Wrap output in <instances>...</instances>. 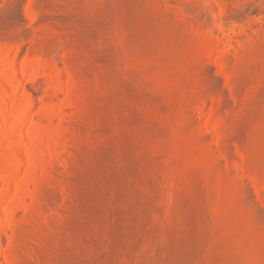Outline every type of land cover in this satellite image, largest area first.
<instances>
[{
    "label": "bare ground",
    "instance_id": "obj_1",
    "mask_svg": "<svg viewBox=\"0 0 264 264\" xmlns=\"http://www.w3.org/2000/svg\"><path fill=\"white\" fill-rule=\"evenodd\" d=\"M213 1L214 0L209 2V0H204V9H199L193 14H191L192 10L194 9L193 7L192 10L191 8L188 9V12L185 10L187 14H183L184 16L183 18L181 17L182 19L179 18V20L181 19L182 21H179L177 19L178 21H176L179 22V24H177V22L175 21H170V18L167 20V12H162L164 10L162 6V11L161 9V12L158 11L159 8L153 5H156V3H154L155 1L153 0H30L31 3L27 6L25 12L26 17L28 19L32 21H41L42 24L48 23L49 25H51V28L53 27V29L57 28L58 31L55 32L52 29V33H58V36L66 35L69 42H71L76 48L77 52L75 50L73 52L77 53V56L79 55V59H81L80 56H82L81 60L85 59L86 56H89L86 58H92L94 64L99 67V71L102 70L103 75L105 77H108V75H112V78H110V76V79L108 80L101 74V76L105 78L106 92L104 91L105 94H103V98L100 99L101 102L98 108L100 115H98L100 119L99 123L101 122V125L105 124L104 126L102 125L103 127H99V129H101L102 132L105 130L104 133L106 132L105 134H108L106 135L107 138L104 140V134L101 135L104 136V138H95V141L92 140L95 142L92 143L93 149H89L90 151L86 152L87 159L86 157L84 159L85 162L88 163H86L85 166V163H83L82 168H84L80 171L81 174L78 172L80 175H78L77 181L75 183V188H77L78 191V193L76 192L78 199H76V202L78 201V203L75 204L77 205L75 207L76 211H74L75 209H73V212H76L78 214L77 215L75 213L76 216H78L77 218H79V221L77 219L76 220L79 222L80 229L82 230L83 235L81 234L80 230H77L79 232L77 233V235L81 234L80 238H82V240L81 242H76L75 240L74 241L77 243L75 244L77 246L78 243L81 244L79 248H76L70 244V246L74 248L68 250L70 248L69 246L67 251L66 248L65 251L63 249L64 252H59V254H61L60 257L57 255L58 253L54 254L53 258L58 256L59 259L54 258L53 260L58 259V262H56L55 260L53 261V263L56 262L58 264H133L132 261L135 258L137 247L142 239L149 240L152 243L153 249L155 251L159 250L161 255L165 254L164 257L161 258L164 264H201V262H204L206 258L208 261L209 258L212 260V263L209 261L211 264H251L255 257V260L258 259V262L261 263V260L258 258V256H254L255 249L254 251L251 249L253 252L249 251L250 247H252L250 245L249 250L248 248L244 249L246 246L248 247V244H246L247 242L245 243V246L242 243L243 239L241 241L237 239V235H239V239L242 235L237 234L239 230L237 232L233 230L237 226V220L232 219L233 221H231L230 219V221H227L228 226H233L232 229L230 227L228 228L227 225V227L223 225L225 224L224 221L226 222L229 217L225 218L226 220H223V218H220L217 214V217H215V215H212L214 214V212L209 214V212L205 210L204 207V213H206V211L207 213L205 215L202 212V214L205 216L202 215V217L200 218L195 214V211L198 210L197 207L201 206L202 209V205H200L199 201L200 199L197 198L199 190L202 188H200L201 183L199 184V182L197 181L198 178H195L197 176H194L192 172L191 176H193L192 178L190 177V179L188 178V176L184 175V179L187 177V183L186 180L183 179L186 183V186H184L185 183H182L183 185H181V189L186 191L185 196H187L186 198H188L184 201L186 203H183L184 205L182 204L183 211H181L182 209L178 210V214L175 215V217L172 216L173 219H177L178 217L180 218V216H182L180 215L181 211V214L183 213V219L182 217L181 219L178 218V223L175 221L176 219L173 220L172 218H170L172 219L170 220V222L172 221L171 223L175 224H171L169 222V224L172 226L169 225V228H167L166 230L164 244L157 247L156 237L159 228L156 227V224L153 222V217L158 212L159 206L157 207V204L159 202L158 200L160 199V191L158 190V187L160 188V186H155V184L152 185V182L154 180H157V182H155L158 184L159 179H156L154 177L156 174L154 172L157 168L153 165L154 157L151 158L147 151L144 152L143 143H145V147H150V143L148 144V142L154 141H152V139L150 138L152 136L154 137V135L150 137L145 136L148 135V133H151V129H153L152 127H154V124H152L155 121L154 120L152 122L154 114L151 111V109L153 108L151 106L153 104L159 107V109L160 107L163 108L162 112L164 113L166 110V113H168L169 116L168 118H170L169 122L172 119L171 117L175 116V114V117H177V114L181 113L182 115L183 113L184 115V113H188L189 110L186 108L187 102H185L186 104L183 103L185 100L188 99V105L190 104L189 101L192 103V105L194 104L195 101L192 102L190 98H188V95H186L187 93H182V91H185L183 89L186 85L185 78L187 74L188 80H190L189 74L193 75V77L191 75V78L197 77L196 80L194 79V82H196L194 84L198 87V91H201L199 92L200 97H196V100H198L197 98H199V100L197 101V103L199 102V109L197 108L198 110L196 111V113L202 114V108L205 106L207 107V103L209 102L211 105L215 104L214 108L217 106V111L212 108L213 106H208L211 107L210 109H208L209 112L211 111V109H213L216 114H220L222 116L224 115V117H226V119L223 117L224 121L226 120L225 123L223 120L222 121L225 124V130L228 128L229 130H226L227 134L224 132L226 134L224 135V141H221L219 145L223 144L221 148H223L228 154L230 153L232 155L233 164L235 168L237 167L238 169L240 167V171L242 172L241 176L246 175L248 179L250 178V181L256 182L255 184H258L257 182L264 180V26L262 25L261 27L260 25L261 28L258 27L260 28L258 29L259 31L255 28L257 32L253 30V33L255 31L254 34L257 35V37L253 36V38L250 33L248 34L247 32L248 27L250 28V26L253 25L252 20L254 19H251L252 15H249L250 18L248 17V21L246 22V24L243 22L244 24L241 23L240 25L236 22L237 25H234L233 23V26L231 25L233 27L231 32L226 27L224 20L225 17H227L228 15L231 16L235 10L232 11L229 9V11L228 7L225 5L227 8L224 7L225 9H222L223 11H220V15H217L216 13H214V8H218V5L219 7H222L223 2L219 3L215 0L216 2H214L217 5L215 4V7H213ZM245 1L247 0H242L241 2L239 1L240 4H235L237 6L236 9H239L242 6V3ZM260 1L264 7V0ZM185 4L186 3L184 1V5ZM182 8L184 7L182 6ZM231 8L235 9L234 6ZM260 9H262V7H260ZM165 10L167 11V9ZM205 10H208V13L209 11L211 12L212 15H210V18H212L211 20L213 21V26L209 24L210 21H201V17L199 19V16L201 15L202 11ZM12 12V15H9L8 13L6 16L3 15V17L0 18V46H7L10 49H13V46L18 44V40H20V38L25 35L22 26L20 27L19 25L20 22H18V17H15L16 15H14ZM257 15L256 16L258 18L253 15V17H255L254 20H257L258 22L264 24V12L263 14L258 13ZM255 23L257 22H254V24ZM251 28H253V26ZM46 29H48V27ZM50 30L51 29H48L47 32H49ZM216 30L219 32V34L215 33ZM196 31L198 33H200V31H203V37H201L203 38L202 44L205 48V54L204 52L203 54H196L195 52L192 53L194 47L191 45L193 44V40H191V37L193 36L192 33H195ZM229 33L237 35L240 34V36L245 33L247 35L246 37L250 38V42H248L247 44H241L240 41V44H238L239 42H237L236 44H232L229 40V37L232 34L230 35ZM48 34H50V36L52 35L53 37L51 31ZM199 35H201V33ZM48 43L47 47H51L50 43L49 45ZM237 44L239 45V48L235 46ZM220 45H222V48H220ZM78 52H80V54H78ZM189 52L194 55L196 54V58H199L200 56L201 60L203 59V56L205 61L206 57L208 58L207 64L209 65L208 67L204 68L205 70L209 68V66L211 67V64L212 66H214L215 64V66H220L217 63L213 64L212 62H210V59H212L211 57H213L214 53L218 52L216 53L218 57L220 56L219 54H221V56H224V58H222L223 56L219 57V59H223L224 62L223 60L222 62H220L221 60L219 59L218 62L222 63L223 65L226 64L225 70L227 71H225L226 73L224 72V75L226 76H224L223 74L222 75L225 78L227 77L226 81H229L224 84L226 86V89L224 90H226V92L228 91L229 98L224 97V90L220 88L218 80L214 78L215 76H213L214 79H211L212 75L210 76L209 74V77L208 75H206L207 73L204 74V71V75H202V73L200 74V72H202V68L200 67H202V64L205 61L202 60L203 63L199 61V63L193 64L196 63L194 62L196 59L195 56L192 57L193 55L191 56V53ZM199 52H201V49ZM161 54L164 55L167 60H169L172 66L174 64L173 67H175V71L178 70L180 73H178L179 75L176 81L174 80L173 82V80H171V84L173 85V87L169 85L170 82H166L167 79L164 78L165 76L163 77L164 81H160L162 77L159 79V84L155 83L157 81H154L148 76V73L150 71L149 68L152 67L150 66V62H152L153 60H151V58H153L154 56L158 58L159 56L161 57V62H163L164 57H162ZM201 55L203 56L201 57ZM189 56H191V59ZM5 59L6 54L0 50V126L5 124L8 118L15 115L14 113H16V110L19 109L20 103L22 105L21 107H23V110L19 114V116H14L15 121H13L12 124L9 123L11 126L8 128L5 125L8 128L5 134H10L23 130V121L28 117L34 105L31 97L32 95L31 93H28L21 97L22 102L21 100L19 102L15 101L12 105H10V112H12L8 115V112H6L7 108L9 107L8 100L12 98L13 92L15 90L14 88L16 87L19 78H23L29 73V71L35 70V64H32V61H25V63L22 64V68H20V71H16L14 69L18 66V62L14 60L8 63L5 62ZM139 59H141V62ZM187 61H192L193 63L191 62V64H189V62ZM205 63L203 67H205ZM222 64L221 66H223ZM221 68H224V66ZM219 70L220 69H218V71ZM223 70L221 69V72H223ZM109 72L112 73L109 74ZM184 72H187V74H184ZM221 72H218L219 76L224 78L222 75H220ZM173 73L177 75L175 72ZM205 75L206 77H208L209 80L204 77ZM183 76H185V78ZM198 76H201L199 77L200 79H198ZM201 78H206V80L204 79L206 82L203 79L201 80ZM2 84H5V88L9 90V92H7L6 94L2 92ZM155 84H158L159 88L157 89H160L158 92L162 91V94L160 93L162 96L158 92V95H152L151 90L154 88ZM224 85L222 86L223 88ZM187 87L188 85L186 86V88ZM175 92L177 93V95ZM159 95L160 97H162V99L159 97ZM196 106H194L192 110H194ZM178 118L181 117L178 116ZM164 120L165 119L162 120L163 123H166ZM158 121L159 120H157V122ZM174 121H176V118ZM169 122L166 124L169 125ZM161 124L159 125L160 127L162 126ZM227 126L228 128H226ZM40 127L41 125H39L38 123H33L29 127L30 136L28 135V138H33L35 133L38 132V130L40 129ZM163 127H165V125H163ZM165 128H162V130ZM211 128L212 126L210 127V129ZM170 131L172 133L173 130ZM220 131L218 133H220ZM161 133L164 134L165 132L163 131ZM161 133H159L160 136L162 135ZM218 133L217 137L219 138L220 135ZM98 135L100 136V134ZM6 136L7 135H2L0 137V144L2 143V141L5 142L7 138ZM168 136L166 134V138H168ZM25 138L27 139V137ZM19 139H21V141H19ZM19 139L17 140L18 142L14 145V147H11L12 149H10V147H7L9 149L3 150L2 152L4 153L0 155V172L2 174L1 179H4L7 182V184L2 190V196L5 197L6 195L8 196V193L11 191V189L15 190L16 187H11V181L15 177L17 178L19 173H21L20 171L23 170V165L26 161L25 159H23L24 157L22 155L24 152V142L22 141V138ZM26 139H23L25 143L29 140ZM149 139H151V141H147ZM36 141L34 143H36ZM30 146L32 147V145ZM38 147L42 148L43 146H40V144L38 146L34 145L31 154H29V157H25L28 160L26 162L29 163L26 165H30L31 163L32 164L29 168H27L28 166L26 167L25 165L27 175L23 177L24 180L27 178L30 179L33 170L37 168L36 165H34L35 162L33 163L32 160H34V156H37V152L42 151H39ZM151 149H153V147ZM220 149L218 148L217 150L220 152ZM223 149H221V152ZM152 151L153 150H151V152ZM10 166L14 167V169L10 168ZM234 166L232 165V167ZM8 167L12 170L10 174L8 173L10 170L5 171V169ZM194 178L196 181L194 180ZM206 180L204 181L205 183ZM150 181L152 182L150 183ZM9 182L11 185H9ZM206 185L204 184V186ZM254 185L252 184L251 187H253ZM255 186L254 190L258 189L259 191V188L262 189V185L259 186V188L257 189ZM210 188L211 187H209L208 190H211ZM157 190L159 193L157 192ZM182 190L180 192H182ZM206 190L207 188L205 187L204 191H202L205 193L206 196L208 194L210 196L211 193H209V191L207 192ZM23 192V185L19 186L16 189V194L19 195L21 199H23ZM200 193L202 192L200 191ZM14 197L15 196L13 195V198ZM16 200H18V198H16ZM259 201L261 202V199ZM22 203L23 201L19 204ZM195 206L197 210L195 209ZM10 207L11 205H8V208ZM19 207L22 206L20 205ZM6 209L4 211H1L2 209L0 208V212H2L0 213L1 216L2 214L4 216H8V212ZM205 217H209V219L207 218L208 220L203 221L202 218L205 219ZM218 217L223 220H221L223 224L220 222L219 219H217ZM210 218L212 219L211 223L209 221ZM217 221L220 222L223 228H226H222L223 230H220L219 227L218 229L216 227V223L218 224ZM204 222H206V224ZM229 222L233 223L230 224ZM2 224L3 223H1V226ZM174 225L176 227H174ZM8 227L6 226L4 229ZM239 229L241 230V228ZM224 230H228V232L234 231V234L236 232L235 235L237 237L234 236L235 239H232L233 234H230L231 232H227V234H230L232 238L227 237L229 235L226 234V236L223 232ZM240 232L241 231H239V233ZM204 235V240L207 239L206 235H209L208 238L210 239V236H212L213 240H209L210 242H207L208 240L204 241L202 239V237L204 238ZM71 236H73V234ZM71 236L70 239H72ZM225 236L227 239L225 238ZM229 238L232 240L237 239L238 241H235L234 245L232 243V246H229L228 243L232 242V240H229ZM226 240H229V242L226 243ZM201 242L204 248L205 246L206 248H209L208 250L205 248L207 251H209V254H211L210 247H212V245H208L213 242V249L211 250L212 254L209 256V258L207 256L209 254L200 245ZM207 243L209 244L204 245ZM256 246L257 245H255L254 247ZM64 247H67V244L66 246L64 245L63 248ZM55 248L54 253L57 250V247ZM61 248H58V250H61ZM241 249H244L248 253L244 252V250ZM250 252L251 254L253 253L252 256L250 255L251 258L253 257V260L249 258L250 260H252L249 262V260L246 258V255H248ZM260 255L262 256V254ZM255 260L253 264L255 262L257 264V261ZM142 264L151 263L150 260L146 259ZM202 264H206V262ZM207 264L209 263L207 262Z\"/></svg>",
    "mask_w": 264,
    "mask_h": 264
},
{
    "label": "rangeland",
    "instance_id": "obj_2",
    "mask_svg": "<svg viewBox=\"0 0 264 264\" xmlns=\"http://www.w3.org/2000/svg\"><path fill=\"white\" fill-rule=\"evenodd\" d=\"M153 1H155L154 3H156L157 0H153ZM184 1L186 3L185 5H184ZM184 1L183 0H181V1L180 0H158L156 5L155 4H153V5L157 6V8H159V10H158L155 7L158 11H160V9L162 11V7H163L164 10L162 12H164V13L167 12V14H168L167 20L170 18L171 19L170 21H173V22L174 21L177 22L179 20V18H181V17L183 18V16H184L183 14H185L188 9L191 8V10H192V7H193L194 9L192 10V13L190 10V13L193 14V13H195V11L197 12V10H199V9H204V6H205L204 0H193V1L192 0H184ZM211 1L209 0V2H211ZM214 1L212 2L213 7H215L216 1H218L219 3L223 2V5L220 4V5H222V7H219V5H218V8L217 7H215L216 9L214 8V13H216L217 15H220V13H221L220 11H223L222 9H225L227 7H228V10L229 9L232 11L235 10L231 16L228 15L227 17H225V20H224L226 27L231 32L233 29V27H232L233 23H234V25L236 24V22L239 23L240 25H241V23L246 24V22L248 21L247 20L248 17L250 18L249 15H252L251 19H253V18L255 19V17L258 16L257 15L258 13L263 14V12H264V11H261V10H264V7L261 4L260 0H247V1L242 3V6L239 9L238 8L236 9L237 6L235 4H237V3L240 4L239 1L241 2L242 0H216L215 2ZM30 3H31L30 0H19V1L18 0H0V18H2L3 15L6 16L8 13H9V15H12L11 12L13 11L12 13L14 15H16L15 17H18L17 18L19 20L18 22H20L19 25H20V27L22 26V28L24 30V34H25L20 38V40H18V44H17L18 46L14 45L15 47L13 46V49L12 48L10 49L7 46H6L7 47L6 48L3 45L0 46V50L6 54L5 62L10 63V62L16 60L18 62V66L15 67V69H14L16 71H20V68H22V64L25 63V61H27V62L32 61L33 63L32 62L31 63L35 64V66H34L35 70L29 71V73L27 75H25L23 78L22 77L19 78V81H18L19 83L17 82L16 87L14 88L15 90L13 92L12 98H10L8 100L9 107L7 108L6 112H8V115L11 114L12 111L10 112V109H11L10 105H12L15 101L19 102L21 100V102H22L21 97L28 94V93H31V95H32L31 97H32L33 105H34L33 109L31 110L28 117L23 121V130H20L19 132L17 131L14 133H10V134H5L6 130L11 126L9 123L12 124L13 121H15L14 116L18 117L19 114L22 112L23 107H21L22 106L21 103L19 104V109L16 110V113H14L15 115L8 118L7 122L2 125L3 127L0 126V133H1L0 135L1 136L7 135L5 142L2 141L3 144L2 143L0 144V152H1L0 155H2V153H4V152H2L3 150L9 149L7 147H10V149H12L14 147V145L18 142L17 140L19 138H22V141L24 142V150H23L24 152L22 154L24 158L23 157L22 158L25 159L26 161H28L26 158H28L29 154H31V151H32L34 145L38 146L40 144V146L41 145L43 146L42 147L43 149L38 147V150L39 151L42 150V151L37 152L36 153L37 156H34V158H33L34 160H32L33 163L35 162L34 165H36L37 168L35 170H33V173L30 176L31 178L30 179L27 178L25 180L23 179V177L27 175L26 167L28 166L27 168H29L30 165L32 164L31 163L30 165H26L29 163H27L24 160L25 164L23 165V170L20 171L21 173H19L17 178L15 177L11 181L12 185L9 182V185H11L12 188H15V187L16 188H15V190L11 189V191L9 192L10 194L8 193V196L6 195V197L2 196V190H3L4 186L7 184V182L4 179H1L2 174L0 172V196H1L0 197V199H1L0 200V208L2 209L1 211H4L7 208L6 210L8 212V216H6V215L4 216L2 214V216H3L2 217L0 214V217H1V219H0V233H1L0 234L1 235V237H0L1 238L0 239V264H46L47 262H48L47 264H58L56 262H58V259H59L58 256L60 257V255H61V254H59L60 251H61V253L64 252L65 248L67 251L70 244L76 248L77 247L79 248L81 243H78V246L75 244H77L76 242H81L82 238H80V237H81V234L83 235V232L80 229V225L78 222L79 218H77L78 216H76L77 213L73 212V209H75V207L77 206L75 204L78 203V201L76 202V199H77L76 192L78 193V191H77V188H75V183L77 181L78 175L81 174L80 171L84 168V167L82 168L83 163H85L84 166L86 165V163H88V162H85V160H84L86 157V152L90 151L89 149H93L92 143L97 138H102V137L104 138V136H101V135H104L106 133V132L104 133L105 130L102 132L101 129H99V127H103L105 124L104 125L102 124L103 125L102 126L101 122L99 123L100 119L98 117V115H99L98 108H99V104L101 102L100 99L103 98V94H105V92H106L105 91V87H106L105 86L106 85L105 84L106 83L105 78L109 80L110 78H112V75L107 74L108 77H105L103 75L102 70L100 69L101 71H99V67L96 66V64H94L92 58H86V57H89V56H86V53H85V56H86L85 59L81 60L82 56H80L81 59H79V55L77 56L76 55L77 53L73 52L74 50L76 51V48L73 46V44L71 42H69L66 35L58 36V33L57 34L52 33L53 30L55 32H57L58 31L57 28L53 29V27L51 28L50 27L51 25H49L48 23L42 24L41 21L40 22L36 21V20L32 21V20L28 19L26 17L25 12H26L27 6ZM260 4H261V6H260ZM182 6L184 8H182ZM233 6L235 7V9L231 8ZM13 7H14V9H13ZM260 7H262V9H260ZM165 9H167V11ZM176 9H178V10H176ZM207 11L208 10L202 11L201 15L199 16V19L201 17V19H200L201 21L202 20H205L208 22L210 21L209 24L213 26V24H212L213 21L211 20L212 18H210L211 17L210 15H212V14L210 11H209L210 14ZM218 12H219V14H218ZM253 15L255 17H253ZM251 19H250V21H251ZM254 19L252 20L253 25L251 24L253 26V28H251L252 26H250V28L248 27L247 32H248V34L250 33V35L252 37L253 36L257 37V35L254 34L255 31L257 32V30L260 29L262 27V25L264 26V24L261 22H258L257 20H254ZM254 22H257V23L254 24ZM177 24H179V22H177ZM260 25H261V27H260ZM47 27H48V29H51L50 31H51V34H53V37H52V35L50 36V34H48L50 31L47 32V30H48V29H46ZM188 27H190V26H188ZM258 27H260V28H258ZM35 28H36V30H35ZM255 28L257 30H255ZM253 30H255L254 33H253ZM245 31H246V28H245ZM202 32L200 31L201 35H199L200 33H198L197 31L195 33L194 32L192 33L193 36L191 35L193 37V39L191 37V40H193V44H191V45L194 47V48L192 47L193 50L191 49L192 53L195 52L196 54H199V53L203 54V52H204V54H205V48L202 44V39H203L202 38L203 37ZM215 33L219 34V32L217 30ZM229 34L231 35L232 33H229ZM233 35H235V36H233ZM236 35L237 34H232L231 35L232 37L231 36L229 37V40L232 44H236L237 42H239L238 44H240V41H241V44L242 43L247 44L248 42H250L249 41L250 38H247L246 37L247 35L245 33L242 34L241 36H240V34H238L237 36ZM48 37H50V38H48ZM46 38H48V39H46ZM244 39H246L247 41ZM45 41H46V43H45ZM51 41L52 42L54 41L53 42L54 44ZM48 42L50 43L51 47L50 46L47 47ZM49 43H48V45H49ZM42 44L44 46L46 44V46L44 47ZM238 44L235 45L237 48H239ZM220 46H221L220 48H222V45H220ZM17 47H19V48H17ZM2 48H3V50H2ZM44 48L46 49V51ZM200 49H201L202 53L199 52ZM202 49H204V50H202ZM48 51H50V52H48ZM83 53H84V51H83ZM189 53H191V52H189ZM192 53L190 55L191 56L193 55L192 57H194L196 54L194 55ZM216 53H218V52H216ZM216 53H214L213 57H211L212 59H210V62H212L213 64L217 63L221 66L222 63H219L218 61L221 60L220 62H222L223 59H219V57H222L223 55L221 56V54H219L220 56L218 57V55ZM78 54H80V52H78ZM162 54H161V56L164 57V55H162ZM191 56H189L190 59H191ZM202 56L203 55H201V57ZM158 58H160V59H158ZM158 58H156V56L151 58V60L153 59L156 63L153 60H152V62H150L151 63L150 66H152V67L149 68L150 71L148 73V76L151 79H153L154 81H157L155 83H158V84L160 81H164V78H165V79H167L166 82L167 83L170 82L169 85L173 87V85L171 84V80H173V82H174V80L175 81L177 80L178 75L180 74L179 71L178 70L175 71L176 69H175V67H173L174 64L172 66V64L169 62V60H167V58L164 57L163 62H161L162 61L161 57L158 56ZM222 58H224V56ZM86 59H88V60H86ZM89 59H91V60H89ZM157 59L160 61H158ZM195 59H194L195 60L194 62H196V63H193L192 62L193 60L191 61L193 64H197V63H199V61L202 62V60L205 61L204 56H203L202 60L200 59V56H199V58L198 57L196 58V56H195ZM198 59H200V60H198ZM207 59L208 58L206 57V61H205L206 63L204 62L205 67H203L204 63L202 62L203 63L202 67H200V68H202V72H200V74L202 73V75H204L207 73L206 75H208V76L210 74V76L212 75L211 79L213 78V76H215L214 78H216L218 80V84H219L220 88L223 90L226 89L225 88L226 86L224 84L229 82V81H226L227 77L226 78L224 77V76H226V75H224V72L227 71V70H225L226 64L225 65L222 64L224 66V68H221L223 66H221V67L218 65L215 66L216 64L214 66H212V64H211V67L209 66V68L206 69L209 71L208 72L204 69V68L208 67V65H209V64H207ZM84 60H86V61H84ZM139 60L141 62V59H139ZM92 62H93V64H92ZM140 62H139V65H140ZM159 62H160V64H159ZM187 62H189V64H191L190 61H187ZM223 62H224V60H223ZM154 64H155V66H154ZM218 69H220V70L218 71ZM221 69L222 70L224 69L223 72H221ZM203 71H204V74H203ZM94 72H96V73H94ZM173 72H175L177 75H175ZM218 72H221L220 75L223 74L224 76L223 75L222 76L225 79L220 77ZM110 73H112V72H109V74ZM185 73L187 74V72H184V74ZM101 74L105 78L103 76H101ZM154 75L156 76V78ZM187 75H186L187 80H186L185 76H183L185 78L186 85H185V88L183 89L185 91L184 92L182 91V93H187L186 95H188V98H190V100L192 102L195 101L193 105L194 106L197 105V106L195 107L194 110H192L194 108L192 103L189 101V103L191 104V106H190V104L188 105V99L185 100L183 103L187 102V104L186 103L185 104H186V108L189 110L188 113H184V115H183V113H182V115H181V113L177 114V117H175L176 116V114H175V116L171 117L172 119L169 122L170 118H168L169 116H168V113H166V110L164 113V112H162L163 108L160 107V109H162V110H160L159 107H157L155 104H153L151 106V107H153L152 108L153 110L151 109V111L153 112V114H154L153 116L155 118L154 117L152 118L153 119L152 122L154 120L155 121H154V123H152V122L151 123L154 124V127H152L153 129L156 127L157 128L154 130L151 129V133H148V135H145V136L150 137V136L154 135V137L153 136L150 137L152 139V141L153 140L154 141L148 142V144L150 143L149 144L150 147L146 146L147 148L145 147V143H143L144 144L143 146L145 147V148L143 147L144 152L147 151V153L150 155L151 158L154 157L153 158V160H154L153 165H154V167L157 168V169H155L154 173H156V174L154 177L156 179H159L158 184H160V185H158L156 183L157 180H154L153 182L150 181V183L152 182V185L155 184V186H160V188L158 187V190L160 191V193L157 190V192L160 194L159 195L160 199L158 200L159 202L157 204V207L159 206L158 212L153 217V222L156 224V227L159 228L158 233H157V237H156L157 238L156 239L157 247L164 244L165 234H166L167 228H169L168 226L170 225L169 224L170 220H172L173 217H175V215L178 214V212H179L178 210L182 209V204L183 203L185 204L186 202H184V201L186 199H188V198H186L187 196H185L186 191L181 189V185H183L182 183H185L184 180H186V183H187V177L184 179V175L188 176V178L190 179V177L192 178V176H193V175L191 176V172H192V174H194V176L195 175L197 176L195 178L199 179V180L197 179V181L199 182V184L201 183V186H204V184L205 185L207 184L204 187L200 186V188H202V189L199 190V193H200V191L203 193V196H202V193H200V196L203 199L200 198L199 193L197 195V198L200 199L199 201H200V205H202V209L200 206V207H197V209H198L197 210L196 206H195V209L197 210V211H195V214L201 218L203 215L202 212L204 213L205 212L204 209H205L209 212V214L214 212V214H212V215H215V217H217V215H218L220 218H223V220H226L225 218L229 217V219H227L226 222L230 221V219H231V221L237 220V223L235 222L237 224V226H236V228L234 227L235 229H233L232 228L233 226L230 227L227 225L228 222L226 223L224 221L225 224H223V222H221L222 219H220L219 217L217 218L220 220V222L223 225H225V226L227 225L228 228L230 227L233 230H235L236 232L238 230L241 231L240 233H239V231L237 233V234L243 235V236L242 235L240 236L241 237L240 239H239V235H237L238 237L235 235L236 232L234 234V231H232L233 233L231 231H229V232H231L230 234H233L232 235L233 238L231 237L230 234H227L228 230L227 231L224 230L223 232L225 235L226 234L229 235V236L226 235L227 237H231L232 239H235L234 236H236L237 239L240 241L243 239L242 243L245 246H246V244H248V247L247 246L245 247L243 245L245 247L244 249L248 248V250H249L250 246L254 247L255 245H257L254 248L250 247L249 251L253 252L255 249V253H254L255 255L254 256H258V258L261 260V263L264 264V255H263L264 254V192H262V191H264V180L257 182L259 185L255 184L256 182L250 181V178L248 179V177L246 175L241 176L242 172L240 171V167L238 169H237V167L235 168V166L233 164L232 155L230 153L228 154L223 148H221V146L223 144L219 145L221 143V141H224V137H225L224 135H226L227 134L226 132L229 130L228 126L226 127V128H228V129H226L227 131L224 128L225 127L224 123L226 121V120L224 121V119H223L224 115L222 116L220 114H216V112L214 110L217 111V108H216L217 106L214 108L215 104L211 105L209 102L207 103V107L205 106L202 108V111H203L202 114L196 113V111L199 109V102L197 103L199 98H197L198 100H196V97L197 96L200 97L199 92H201V91H198V87L194 84V83H196V82H194V79L196 80L197 77L194 76L195 78H191L192 74H189L190 80H188ZM206 75L204 77H206ZM161 77L162 78L164 77L163 80ZM192 77H193V75H192ZM199 77H201V76H198V79H200ZM160 78H161V80L159 81ZM206 78L208 79V77H206ZM206 78H201V80L202 79L206 80ZM158 84L157 85L155 84V86L153 88L154 90L153 89L151 90L152 95H156L157 92L160 90V89H157V88H159ZM187 85H188V87L186 88ZM223 85H224V88L222 87ZM5 87H6V85L2 84L1 89H2V92L4 94L9 92V90H7ZM174 87H176V86H174ZM4 89H6L7 91ZM195 90H196V93H195ZM192 91H193V93H192ZM158 93L162 94V91H160ZM182 93H179V94H182ZM226 93H227V96H226ZM191 94H193V95H191ZM194 94H196V95H194ZM224 94H225L224 97L229 98L228 91L226 92V90H224ZM160 95H159V97H160ZM176 95H177V93H176ZM185 97H187V96H185ZM193 97L195 98V100ZM160 98L162 99V97H160ZM228 98H226V99H228ZM185 104H184V107H185ZM208 106H211V107L213 106L212 108H214V110L211 109V111L209 112L208 109H210L211 107H208ZM154 110H156L157 112ZM194 114H196V115H194ZM178 116L181 118H178ZM215 116H217V117H215ZM174 117L176 118V121H174L175 120ZM224 118L226 119V117H224ZM163 119H165L164 121L166 123L169 122V125H167L166 123H163V121H162ZM157 120H159L160 122L159 121L157 122ZM222 120L224 121V123ZM33 123H38L39 125H41L38 132L35 133L36 136L34 135V137L31 138V139H34L35 141L37 140L36 143H34L35 142L34 140H31L30 138H28L30 136L29 127ZM160 124L162 125L161 127L159 126ZM171 124L173 127L171 126ZM223 124H224V126H223ZM155 125H156V127H155ZM163 125H165V127L166 128L168 127V128L166 129L165 127H163ZM211 126H212V128H211L212 130L210 129ZM217 126L219 127V129L221 131L218 129ZM183 127H184V129H183ZM162 128H165L166 130L165 129L162 130ZM168 129H169V131H168ZM155 130L157 131V133ZM170 130H173L172 133ZM218 130L220 131V133H218L219 132ZM3 131H5V132H3ZM160 131L161 132L164 131L165 133L162 134ZM152 132H153V134H152ZM169 132L171 133V135ZM159 133H161L162 135L160 136ZM217 133L222 137L219 136V138H218ZM98 134H100L101 137ZM166 134H167V136L169 135L168 138H166ZM8 135H9V137H8ZM10 135H12V136H10ZM39 135H42V136H39ZM106 135H108V134H105L104 140L107 138ZM25 137H27V139H29L30 141L28 140L25 143V141L23 140V139H26ZM161 137H163L164 139ZM151 139H149L147 141H151ZM92 140H94V141H92ZM169 140H171V141L173 140V141L171 142ZM19 141H21V139H19ZM32 141H34V142H32ZM156 141H158V142H156ZM164 141H165V143H164ZM37 142H39V143H37ZM168 143H169V145H168ZM222 143H224V142H222ZM36 144H38V145H36ZM30 145H32V147ZM152 147H153V149H151ZM215 147H218L219 149L220 148L223 149L222 152H221V149L219 152L217 150L218 148H215ZM165 148H167V149H165ZM151 150H153L154 152L152 151L153 152L152 153ZM152 154H154V155H152ZM87 155H88V153H87ZM158 155L161 157H159ZM229 155H230V157H229ZM86 159H87V157H86ZM25 165H26V167H25ZM87 165H89V164H87ZM232 165L234 167H232ZM10 168L14 169V167H11V166H10ZM10 168L8 167L5 169V171L10 170L8 172L9 174L12 172V170ZM183 170H184V172H183ZM188 171H189V173H188ZM200 174H202V175H200ZM239 175H240V177H239ZM21 178H22V181H21ZM195 178H194V180H195ZM205 180H206V183L204 182ZM186 183L184 184V186H186ZM252 184L257 185V186L254 185L256 187V189L262 185V187H261L262 189L259 188V191H258V189L254 190L255 189L254 186L251 187ZM21 185L24 186V192H23L24 194L22 196L23 199H21V197L16 194V189ZM184 186H183V189H184ZM25 187H26V189H25ZM205 187L207 188L206 191L207 192L209 191V193H211L210 196H209V194L207 195L209 198L203 192ZM209 187H211L210 188L211 190H208ZM181 190L183 193L180 192ZM210 191H212V192H210ZM13 192H15V193H13ZM207 192H206V194H207ZM13 195L16 198H18V200H16L15 197H14L15 198L14 199ZM204 195H205L206 200L204 199ZM211 195H212V198H211ZM260 199H261V202L259 201ZM14 200H15V203H14ZM21 200L23 201V203L19 204L20 202H22ZM202 200H204V201H202ZM202 202H205V203H202ZM8 205L9 206L11 205V207L8 208ZM18 205L19 206L21 205L22 207H19ZM203 207H204V209H203ZM183 208H184V206H183ZM185 209H186V207H185ZM74 211H76V209ZM181 211H183V209ZM181 211H180V215H182V216H180V218L178 217L179 219H181V217L183 219V213L181 214ZM207 211H206V213H207ZM0 213H2V212H0ZM206 213H204V214L206 215ZM205 215H203V216H205ZM4 218H6V219H4ZM170 218H172V219H170ZM207 218L209 219V217H207ZM207 218L205 217V219L204 218H202V219H203V221H205V220H208ZM175 219H173V220H175ZM177 219L175 220L176 222H178V220H179V219L178 220ZM209 221L211 223L212 219L210 218ZM217 222L220 225L219 226L216 223V225H217L216 227L218 229L220 227V230H223L224 228L227 227L226 226L223 228L222 225L220 224V222L219 221H217ZM1 223H3L2 226H1ZM4 223H5V225H4ZM204 223L206 224V222H204ZM232 223H230V224H232ZM171 224H175V223H171ZM6 226L7 227L10 226V227L4 229ZM170 226H172V225H170ZM174 227H176V226L174 225ZM239 228H241V230ZM77 230L78 231L80 230L81 234L77 235V233H79ZM72 232H74V233H72ZM72 234H73V236H71ZM70 236L72 239H70ZM226 236H225V238H226ZM208 237H209V235L208 236L206 235V238H207L206 240H208L207 242H210L213 240L212 236H210L211 239ZM244 237H245V239H244ZM246 237H248V238H246ZM202 239L203 240L205 239V235H204V238L202 237ZM232 239L229 238V240H232ZM237 239L232 240L231 243L229 242V240L228 241L226 240L227 241L226 243L229 242L228 245L232 246V243L234 245L235 241L236 242L238 241ZM203 240H202V242H203ZM206 240H204V241H206ZM244 240H246V241H244ZM249 240H251V241H249ZM202 242L200 245L203 247ZM251 242H252V244H251ZM253 242H254V245H253ZM212 243H210V244L207 243L204 245L209 244L208 246L212 245V247H213ZM66 244H67V247L63 248V246L64 245L66 246ZM61 246H62V248H61ZM55 247H57V250H58V248H61V250L60 249L58 251L56 250V252L54 253V250L56 249ZM74 247L70 246V248L68 250H70L71 248H74ZM212 247H210L211 248L210 249L211 254H212L211 250L213 249ZM205 248H206V246H205ZM205 248L203 247V249H205ZM63 249H64V251H63ZM206 249L208 250L209 248L207 247ZM206 249H205V251L209 254V251H207ZM244 249H241V250H244ZM244 252L248 253L245 250H244ZM251 252L248 255H246V258L249 260V262L253 260V257L251 258L253 253L251 254ZM54 254L58 255L57 257H54V258H58V259H55L56 262L53 263V261H55V260H53ZM211 254L207 255L208 258ZM260 254H262L263 257ZM164 255L165 254L161 255L159 250L155 251L153 249L152 243L149 240L142 239L140 241L138 247H137V251L135 253V258L133 259L132 263L133 264H142L146 259H148V260H150L151 264H164L163 260L161 259L162 257H164ZM247 256H249V257H247ZM260 256H261V258H260ZM211 258H212V256H211ZM249 258L252 260H250ZM255 258H254V260H255ZM206 260H207V258L205 259V261L203 260L204 262H206V264H207V262L209 264L212 263L211 262L212 260L210 258H209V261L211 263L208 260L207 261ZM254 260H253V262H254ZM255 261H257V264L258 263L261 264L260 262H258L259 261L258 259ZM204 262H201V264ZM253 262L251 264H253ZM254 264H256V262Z\"/></svg>",
    "mask_w": 264,
    "mask_h": 264
}]
</instances>
